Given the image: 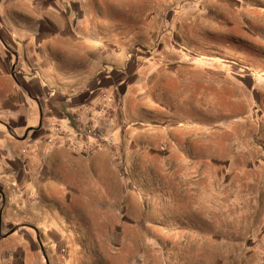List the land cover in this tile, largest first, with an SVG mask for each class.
<instances>
[{
	"label": "rangeland",
	"instance_id": "374dc122",
	"mask_svg": "<svg viewBox=\"0 0 264 264\" xmlns=\"http://www.w3.org/2000/svg\"><path fill=\"white\" fill-rule=\"evenodd\" d=\"M21 1L28 6L31 0ZM62 1L69 2L79 21L89 16L88 7L97 6V0ZM123 1L139 14L138 21H150L152 14L155 23L166 17L181 23L171 40L180 55L193 39H200L203 51L198 62L180 59L175 67L179 74L174 75L183 72L187 86V78L193 81L194 74L201 84L183 95H169L164 104L146 96L147 84H143L139 90L145 97L140 100L134 94L139 98L135 117L144 122L145 105L166 108L167 126L181 125L203 143L209 136L217 139V157L195 154L193 158L185 153L163 157L168 148L162 144L153 154L146 147L145 134L116 145L96 142L108 155L111 149L120 153L107 155L105 172L99 174V182L90 178L89 188L67 192L68 186L57 182L49 190L50 199L70 203L52 207L55 218L49 223L50 236L40 231L44 248L38 260L42 264H264V0ZM169 87L177 90L173 84ZM181 99L187 100L183 106ZM32 111L30 127H36L41 110ZM137 119L126 121L127 128L144 126ZM200 123L212 124L211 130L208 126L202 130ZM31 132L25 141L32 140ZM52 136L45 132L37 140ZM210 144L216 145L214 140ZM12 260L9 263L0 255V264H23L19 258Z\"/></svg>",
	"mask_w": 264,
	"mask_h": 264
},
{
	"label": "crops",
	"instance_id": "0c3cea01",
	"mask_svg": "<svg viewBox=\"0 0 264 264\" xmlns=\"http://www.w3.org/2000/svg\"><path fill=\"white\" fill-rule=\"evenodd\" d=\"M21 2L0 0V255L9 263L19 258L23 264H42L37 256L44 248L40 231L49 235L52 207L70 203L50 199L49 190L57 182L69 192L89 188L90 178L98 181L108 154L96 142L116 145L145 134L153 154L162 144L168 148L163 157L185 153L211 158L217 157V139L209 136L203 143L181 125L167 126L166 108L145 105L144 122L135 117V102L145 97L141 85L147 84L146 96L164 104L169 95H183L201 84L194 74L187 86L183 72L174 76L180 59L198 62L203 56L200 39L192 40L193 47H182L180 55L171 40L181 23L167 17L155 23L152 14L150 21H138L139 14L123 0L95 1L97 6L88 7L89 16L82 21L66 1ZM171 84L177 90H171ZM39 107V125L30 127L32 110ZM38 116L36 111L35 119ZM130 118L144 126L131 127L132 133L126 123ZM199 125L202 130L212 126ZM43 127L53 136L39 142L49 132ZM31 131L32 140L25 141ZM118 153L111 149L108 156Z\"/></svg>",
	"mask_w": 264,
	"mask_h": 264
}]
</instances>
